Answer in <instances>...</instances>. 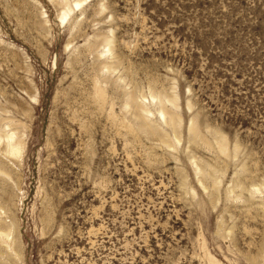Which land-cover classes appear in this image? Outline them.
I'll use <instances>...</instances> for the list:
<instances>
[{
  "label": "rangeland",
  "instance_id": "374dc122",
  "mask_svg": "<svg viewBox=\"0 0 264 264\" xmlns=\"http://www.w3.org/2000/svg\"><path fill=\"white\" fill-rule=\"evenodd\" d=\"M1 228L0 264H264V0H0Z\"/></svg>",
  "mask_w": 264,
  "mask_h": 264
},
{
  "label": "bare ground",
  "instance_id": "6f19581e",
  "mask_svg": "<svg viewBox=\"0 0 264 264\" xmlns=\"http://www.w3.org/2000/svg\"><path fill=\"white\" fill-rule=\"evenodd\" d=\"M12 149V148H11ZM5 237V235H4V231H3V229L1 228V230H0V238H4Z\"/></svg>",
  "mask_w": 264,
  "mask_h": 264
}]
</instances>
